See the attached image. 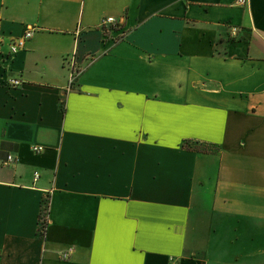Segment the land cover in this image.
<instances>
[{
	"label": "crops",
	"instance_id": "obj_1",
	"mask_svg": "<svg viewBox=\"0 0 264 264\" xmlns=\"http://www.w3.org/2000/svg\"><path fill=\"white\" fill-rule=\"evenodd\" d=\"M0 38V264H264V0H0Z\"/></svg>",
	"mask_w": 264,
	"mask_h": 264
},
{
	"label": "built area",
	"instance_id": "obj_2",
	"mask_svg": "<svg viewBox=\"0 0 264 264\" xmlns=\"http://www.w3.org/2000/svg\"><path fill=\"white\" fill-rule=\"evenodd\" d=\"M240 4H246L247 0H238ZM103 25H114L116 24V18L115 17H105L102 21ZM34 34V28H28L21 36L17 38H13L9 43H8V53L6 55L7 59H11L14 56H16L17 53L20 51L24 50L27 46V42L30 40V38ZM2 38H0V43H2ZM68 65L70 67V78H71V83L73 84L74 80L76 79L78 75V68L75 63V59L71 57L68 59ZM23 83V81L19 78H9L6 82V85L8 86H19ZM44 149L43 146H35L34 150L39 152ZM15 157L11 154L7 155L6 158L0 159V166L8 165L11 164L12 162L15 161ZM38 177V174H36V178ZM48 213L46 211V214L42 215L41 221H40V232L41 234H46L47 228H48ZM72 251V248L68 252H63L61 254L62 258H67L69 253Z\"/></svg>",
	"mask_w": 264,
	"mask_h": 264
}]
</instances>
